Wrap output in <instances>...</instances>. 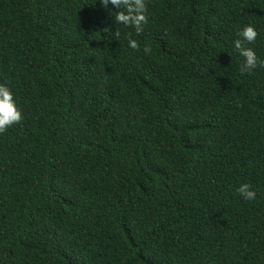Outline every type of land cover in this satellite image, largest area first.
<instances>
[{"label":"trees","instance_id":"16d2710c","mask_svg":"<svg viewBox=\"0 0 264 264\" xmlns=\"http://www.w3.org/2000/svg\"><path fill=\"white\" fill-rule=\"evenodd\" d=\"M145 14L137 34L99 0H0L22 114L0 132V264H264V67L232 47L251 23L264 58V0Z\"/></svg>","mask_w":264,"mask_h":264},{"label":"clouds","instance_id":"9594fccd","mask_svg":"<svg viewBox=\"0 0 264 264\" xmlns=\"http://www.w3.org/2000/svg\"><path fill=\"white\" fill-rule=\"evenodd\" d=\"M99 5L109 12L111 9L115 15H111L116 25L122 24L131 27L137 34L142 32L146 23V0H99ZM111 5V8H109ZM118 36L119 30L113 32ZM257 30L251 23H245L236 29L235 38L232 40V47L236 54L242 58L239 71L241 73L251 72L257 67H264V58L258 56L252 44L257 38ZM129 48L138 47L137 41L132 38L127 39ZM22 119V114L14 99L13 91L3 83H0V132ZM235 192L241 199L250 201L256 198V190L248 182L240 183L236 186Z\"/></svg>","mask_w":264,"mask_h":264}]
</instances>
